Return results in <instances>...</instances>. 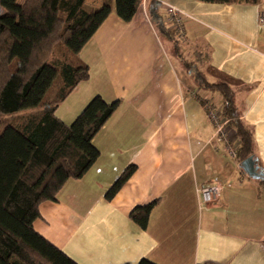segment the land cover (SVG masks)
I'll list each match as a JSON object with an SVG mask.
<instances>
[{
  "label": "crops",
  "instance_id": "obj_1",
  "mask_svg": "<svg viewBox=\"0 0 264 264\" xmlns=\"http://www.w3.org/2000/svg\"><path fill=\"white\" fill-rule=\"evenodd\" d=\"M165 1L186 16L183 38L165 27L164 6L143 0L130 23L112 11L78 54L89 79L56 117L70 125L95 96L120 103L92 140L96 162L67 181L56 201L39 206L33 228L77 264H264L263 183L249 178L215 136L209 114L219 113L218 95L179 75L181 59L194 52L209 59L192 71L210 83H231L240 119L253 134L254 158L264 167V2ZM86 5L100 8L102 0ZM164 32L178 41L177 55ZM225 132L237 149L234 127ZM130 165L134 173L106 201ZM210 183H219L220 193L201 209L197 190ZM156 200L143 230L129 214Z\"/></svg>",
  "mask_w": 264,
  "mask_h": 264
},
{
  "label": "trees",
  "instance_id": "obj_2",
  "mask_svg": "<svg viewBox=\"0 0 264 264\" xmlns=\"http://www.w3.org/2000/svg\"><path fill=\"white\" fill-rule=\"evenodd\" d=\"M142 1L114 0L112 10L108 0H102L100 8L87 6L86 0H0V114L26 112L0 131V264H77L36 233L33 224L40 219L42 203L56 201L67 181L82 178L96 162L99 152L92 140L120 102L106 103L95 96L70 125L55 112L78 84L89 79L88 67L78 60L82 48L112 11L130 23ZM197 1L230 5L258 0ZM166 34L177 55L178 41ZM194 53L191 61L181 59L184 73L195 89L218 95L219 119L235 130L237 161L254 157L253 134L240 119L231 83H210L203 73L192 71L209 63L204 54ZM52 86V96L46 99ZM198 101L210 109L207 101ZM135 169H124L105 193L106 201ZM156 203L134 208L129 218L145 230ZM138 264L154 263L141 259Z\"/></svg>",
  "mask_w": 264,
  "mask_h": 264
},
{
  "label": "built area",
  "instance_id": "obj_3",
  "mask_svg": "<svg viewBox=\"0 0 264 264\" xmlns=\"http://www.w3.org/2000/svg\"><path fill=\"white\" fill-rule=\"evenodd\" d=\"M159 5L164 6L166 12V19H165V27L171 29L178 38H183L184 36V28L183 23L185 19L184 12L170 6L165 0H156ZM264 2V0H262ZM264 22V12L260 15V23ZM209 118L211 122L215 126V136L218 140H222L224 142V148L227 155L232 159L236 160L237 149L233 148L230 145V142L227 139L225 126L226 122L221 121L219 119V113L216 111L209 114ZM221 190V185L219 183H210L205 186L200 187L197 190L198 193V206L199 208H205L217 201L218 195ZM261 192L264 194V183L261 186Z\"/></svg>",
  "mask_w": 264,
  "mask_h": 264
},
{
  "label": "water",
  "instance_id": "obj_4",
  "mask_svg": "<svg viewBox=\"0 0 264 264\" xmlns=\"http://www.w3.org/2000/svg\"><path fill=\"white\" fill-rule=\"evenodd\" d=\"M0 7V16L2 15ZM241 170L253 180H264V171L258 166L256 158L250 156L240 163Z\"/></svg>",
  "mask_w": 264,
  "mask_h": 264
},
{
  "label": "rangeland",
  "instance_id": "obj_5",
  "mask_svg": "<svg viewBox=\"0 0 264 264\" xmlns=\"http://www.w3.org/2000/svg\"><path fill=\"white\" fill-rule=\"evenodd\" d=\"M181 48V47H180ZM183 50V53L186 54V56H188V52L184 51L183 47L182 49ZM187 59L188 61H190L192 58H185ZM179 75L180 77H182V80H183V77L185 76V73H184V70L183 69H179ZM184 82V80H183ZM53 87L50 88V90L47 92V95H46V99H49L51 96H52V93H53ZM26 112H20V113H16V114H12V115H3V114H0V131L3 127H5V125L7 124H10V123H13V121H15L19 116L25 114Z\"/></svg>",
  "mask_w": 264,
  "mask_h": 264
}]
</instances>
